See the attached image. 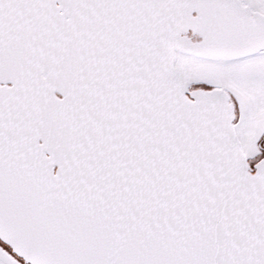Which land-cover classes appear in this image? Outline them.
<instances>
[{"label": "snow or ice", "instance_id": "snow-or-ice-1", "mask_svg": "<svg viewBox=\"0 0 264 264\" xmlns=\"http://www.w3.org/2000/svg\"><path fill=\"white\" fill-rule=\"evenodd\" d=\"M0 264H264V0H0Z\"/></svg>", "mask_w": 264, "mask_h": 264}]
</instances>
